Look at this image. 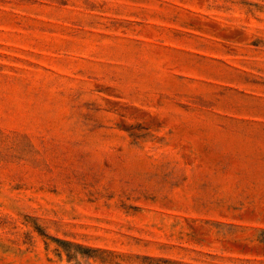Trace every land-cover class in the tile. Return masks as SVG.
Returning <instances> with one entry per match:
<instances>
[{
    "label": "rangeland",
    "instance_id": "1",
    "mask_svg": "<svg viewBox=\"0 0 264 264\" xmlns=\"http://www.w3.org/2000/svg\"><path fill=\"white\" fill-rule=\"evenodd\" d=\"M0 264H264V0H0Z\"/></svg>",
    "mask_w": 264,
    "mask_h": 264
}]
</instances>
